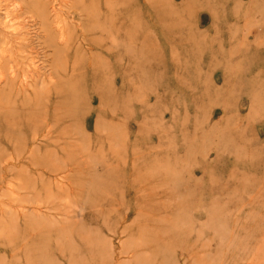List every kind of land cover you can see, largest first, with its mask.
<instances>
[{
    "label": "rangeland",
    "instance_id": "1",
    "mask_svg": "<svg viewBox=\"0 0 264 264\" xmlns=\"http://www.w3.org/2000/svg\"><path fill=\"white\" fill-rule=\"evenodd\" d=\"M0 264H264V0H0Z\"/></svg>",
    "mask_w": 264,
    "mask_h": 264
}]
</instances>
